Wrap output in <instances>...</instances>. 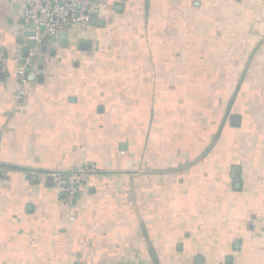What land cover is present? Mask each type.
Returning a JSON list of instances; mask_svg holds the SVG:
<instances>
[{"label":"crops","instance_id":"obj_1","mask_svg":"<svg viewBox=\"0 0 264 264\" xmlns=\"http://www.w3.org/2000/svg\"><path fill=\"white\" fill-rule=\"evenodd\" d=\"M105 4L23 84L0 0V264H264V0Z\"/></svg>","mask_w":264,"mask_h":264},{"label":"built area","instance_id":"obj_2","mask_svg":"<svg viewBox=\"0 0 264 264\" xmlns=\"http://www.w3.org/2000/svg\"><path fill=\"white\" fill-rule=\"evenodd\" d=\"M18 3L19 16L28 31L33 33L32 39L36 42L30 56L21 60L19 66L23 84L26 83V69L33 66V60L49 41H59L70 26H88L107 11L105 0H18ZM4 63L5 57L0 54V64ZM25 90V87L21 89L20 99L25 97ZM94 174V167L84 165L71 172L50 174L49 178L56 191L64 194L73 203L87 190Z\"/></svg>","mask_w":264,"mask_h":264},{"label":"water","instance_id":"obj_3","mask_svg":"<svg viewBox=\"0 0 264 264\" xmlns=\"http://www.w3.org/2000/svg\"><path fill=\"white\" fill-rule=\"evenodd\" d=\"M94 18L96 19V16H94ZM29 34H30L31 36H33V33H32V32H30ZM64 37H65V35L62 34L60 38H64ZM32 45H33V46L36 45V42H35L34 40H33V42H32ZM197 264H202V263H201V261L199 260Z\"/></svg>","mask_w":264,"mask_h":264}]
</instances>
